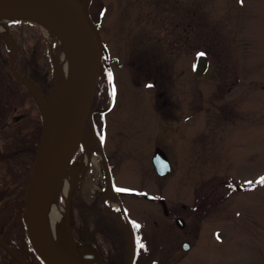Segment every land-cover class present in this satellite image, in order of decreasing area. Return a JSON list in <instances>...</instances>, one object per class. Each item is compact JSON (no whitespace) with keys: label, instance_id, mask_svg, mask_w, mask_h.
Here are the masks:
<instances>
[{"label":"rangeland","instance_id":"1","mask_svg":"<svg viewBox=\"0 0 264 264\" xmlns=\"http://www.w3.org/2000/svg\"><path fill=\"white\" fill-rule=\"evenodd\" d=\"M89 14L103 43L94 116L100 137L89 134L102 141L104 158L91 145L86 159L82 143L68 167V218L78 244L94 245L87 242L97 214L90 201L104 187L100 210L115 211L123 228L93 240L116 254L114 264L127 261V220L139 225L138 264H156L166 250L179 252L172 264H264V0H92ZM8 34L16 50L42 35L56 76L61 45L50 32L12 17ZM156 147L172 165L163 177L151 162ZM87 255L94 260L92 250Z\"/></svg>","mask_w":264,"mask_h":264},{"label":"water","instance_id":"2","mask_svg":"<svg viewBox=\"0 0 264 264\" xmlns=\"http://www.w3.org/2000/svg\"><path fill=\"white\" fill-rule=\"evenodd\" d=\"M16 1H32L36 5L34 10H26L16 17L41 26L50 32L71 58L78 71V85L68 128L60 139L57 140V136H53L47 150H45V145L47 141H50L52 138L55 118L51 111L45 114L41 106L43 125L39 136L35 159L27 187L20 189L17 193L18 195L23 192L25 195L24 222L29 244L44 264H104L94 245L88 247V250H92V253L95 254L94 260H92L93 263L82 253L70 229L68 209L67 217L62 219L61 226H56V242L54 248L50 247L43 237L40 216L41 204L46 189L54 179L68 169L78 148L82 145V139L85 133H89V131L93 134L95 133L92 121V106L99 83L103 59V43L100 32L89 14V6L92 0H0V7ZM72 22V25L77 24L85 37L88 40L91 39L93 43V51L86 57L80 52L76 38L72 32H70L68 24ZM0 35L5 38L8 47H10L11 45L8 39L3 34L0 33ZM15 47L13 43V47L11 46V48L14 52L10 68L18 80L31 90L28 85L30 81L20 77L13 69V62L17 53ZM55 70L56 76L54 77L53 88L48 97L50 100L55 98L58 91L57 65L55 66ZM38 91L41 98L47 99L40 89ZM98 142L102 154V144L100 140ZM151 162L155 172L161 177L166 176L171 170L170 162L165 152L159 147L155 148L151 157ZM105 167L107 170V177H109L106 161ZM237 188L241 187L237 186ZM146 199L150 200L152 196L147 195ZM5 201L3 203H5ZM159 202L164 209V213L167 215L168 210L165 199L161 197ZM175 223L179 228L184 227V221L181 218H177ZM128 227L131 231V237H128L127 240L129 244L127 245L128 256L126 264H133L136 252V239L130 223H128ZM0 246L8 251L19 264H26L17 253L10 249L1 239ZM182 247L183 249H187L189 244L184 242Z\"/></svg>","mask_w":264,"mask_h":264},{"label":"trees","instance_id":"3","mask_svg":"<svg viewBox=\"0 0 264 264\" xmlns=\"http://www.w3.org/2000/svg\"><path fill=\"white\" fill-rule=\"evenodd\" d=\"M45 41L44 37L38 34L34 39H24V45L17 42L13 69L20 77L36 83L46 97L49 88L53 86L54 67L47 55ZM9 54L7 42L0 35V239L26 264H44L27 238L24 222L25 195L23 192L17 195L19 190L28 184L43 125V115L33 94L10 68ZM43 60L46 61L45 66L42 64ZM202 60L200 55L194 59V68L198 73L205 67V60ZM48 75L49 81L46 80ZM99 90L100 84L97 86L93 110L99 108ZM96 113L94 112L93 116H96ZM94 123L95 133L100 137L97 132L98 124L96 121ZM111 223L102 214L96 223L97 232L107 240L117 232L115 228H111ZM99 253L100 256L104 254L103 250ZM108 256L116 261V254ZM0 264L19 263L0 246Z\"/></svg>","mask_w":264,"mask_h":264},{"label":"bare ground","instance_id":"4","mask_svg":"<svg viewBox=\"0 0 264 264\" xmlns=\"http://www.w3.org/2000/svg\"><path fill=\"white\" fill-rule=\"evenodd\" d=\"M35 6L36 5L32 1H16L0 7V33L8 39L12 47L13 43L8 34V20L12 17L21 15L26 10H34ZM72 24L73 22L68 24L70 32L75 36L80 52L86 57L93 51V43L91 39L88 40L85 37L77 24ZM55 61L58 68V91L53 100L41 98L38 87H36L33 82H28L31 90L39 98L44 113L46 114L48 111H51L54 114L55 127L51 140L47 141L45 145V150L48 149L53 136H57L58 140L66 132L78 85V71L76 66L62 47L58 48ZM82 143L86 151V159L90 157L91 145L96 146L101 153L99 142L95 135L86 132L82 139ZM68 170L69 169H66L48 186L41 204L40 216L42 234L47 244L52 248H54L56 242V226H61L62 219L67 217L68 197L73 184V179L68 173ZM108 181L109 187L106 196L110 199L111 203L114 204L116 203L115 190L113 189L109 177ZM60 203L61 205H59ZM111 211L112 209H109V212ZM123 224L126 227L127 235L130 238L131 231L126 222ZM79 246L82 253L88 258L87 250L89 248L83 247L80 244ZM88 260L93 263L92 259L88 258Z\"/></svg>","mask_w":264,"mask_h":264},{"label":"flooded vegetation","instance_id":"5","mask_svg":"<svg viewBox=\"0 0 264 264\" xmlns=\"http://www.w3.org/2000/svg\"><path fill=\"white\" fill-rule=\"evenodd\" d=\"M102 109V108H101ZM99 108L98 109H95V110H93V113L95 112H99ZM92 121H93V126H94V128H95V124H94V121H96V123H97V120H94V116H93V114H92ZM101 144H102V141H101ZM104 153V152H103ZM168 158V157H167ZM169 160V159H168ZM170 162V161H169ZM107 163V165H108V162H106ZM170 166H171V170H172V165H171V163H170ZM108 170H109V177H110V181H111V184H112V186H113V182H112V174H111V172H110V168H109V166H108ZM171 170H170V172H171ZM106 172H107V170H106ZM105 172V174L107 175V173ZM169 172V173H170ZM168 173V174H169ZM22 189V188H21ZM113 189H114V186H113ZM115 190V189H114ZM103 191H105V189H104V187L102 188V193H98V194H96V195H94V199H92L91 201H90V204L92 205V209L93 210H95V212L97 213L95 216H96V218H95V220L91 223V228H92V230H91V240L89 239L87 242H92L93 244H94V246L96 247V249L98 250V252H100L101 250H103L104 249V247L102 248V246L99 244V243H97V242H95L93 239L95 238V236L98 234V235H100L101 233L99 232H97L98 230H97V228H96V223H97V221H98V218H99V216H100V214H102V215H104L106 218H108L109 220H110V222H112L111 223V228H115V231H118L119 229H118V225L119 226H121V223H120V221H118V218H119V215L115 212V211H113L112 212V214H114L115 216H112V214H107L106 212H102L101 210H100V206H101V196H102V194H103ZM116 192V191H115ZM115 195H117V193L115 194ZM160 199V198H159ZM159 199H158V203H159V206L161 207V210H162V213L165 215V216H169L170 215V212H169V210H168V208H167V210H168V213H167V215L164 213V209H163V207H162V205L160 204V202H159ZM149 200V199H148ZM150 200H152V199H150ZM119 201V200H118ZM120 203V202H119ZM166 203V202H165ZM106 206V205H105ZM166 206H167V204H166ZM120 211V210H119ZM116 217H117V219H116ZM177 218H180V217H177ZM177 218H175V222H176V219ZM114 222H116V223H114ZM125 223V222H124ZM126 223H130L131 225H132V228H133V231H134V234H135V232H136V234H135V239H136V236L138 237V232H137V228H135V224L134 223H132V221H130V222H128V220H127V222ZM118 224V225H117ZM176 224V223H175ZM94 226V227H93ZM122 227V226H121ZM123 228V227H122ZM77 232V231H76ZM97 232V233H96ZM139 239V238H138ZM139 241V240H138ZM184 242H186V241H184ZM184 242H182V244L184 243ZM188 243V242H187ZM182 244H181V249L184 251V252H188L190 249H191V246H190V244H189V247L187 248V249H183V247H182ZM139 250H140V247H139ZM127 253H128V250H127ZM156 253V252H155ZM162 253V255H164L165 256V258H164V260H166L167 262H166V264H172L171 262L172 261H174V260H176L177 258H178V254H179V252H172V251H169V250H166L165 252H161ZM100 254V253H99ZM106 254V255H105ZM110 254V252L107 250V251H105V253L103 254V256H101V258H102V261H103V263L104 264H110L111 262V264H114L113 262V260L108 256ZM157 255V254H156ZM158 255H160V253H158ZM140 253L138 252L137 253V247H136V252H135V257H134V262H133V264H138V262L139 261H141V259H140ZM162 256H160V257H158V258H156V259H154L153 261H156V264H162L163 262H164V260L161 258ZM126 264V263H125Z\"/></svg>","mask_w":264,"mask_h":264},{"label":"snow or ice","instance_id":"6","mask_svg":"<svg viewBox=\"0 0 264 264\" xmlns=\"http://www.w3.org/2000/svg\"><path fill=\"white\" fill-rule=\"evenodd\" d=\"M198 55L203 56L204 53H199ZM258 183H264V177L260 178V180L258 181ZM119 191H124V189H119ZM135 227L139 228V225H135ZM138 246L142 248L143 247V244H140L139 241H138Z\"/></svg>","mask_w":264,"mask_h":264}]
</instances>
